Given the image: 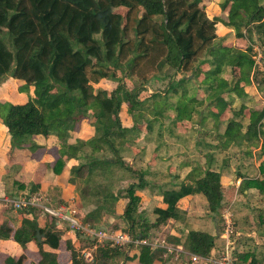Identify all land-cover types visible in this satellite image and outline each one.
Segmentation results:
<instances>
[{"label": "trees", "instance_id": "1", "mask_svg": "<svg viewBox=\"0 0 264 264\" xmlns=\"http://www.w3.org/2000/svg\"><path fill=\"white\" fill-rule=\"evenodd\" d=\"M202 1L0 0V84L12 77L22 81L21 91L33 88L23 103H0L6 109L0 110V118L12 148L34 152L39 147L34 136L57 137L59 155L49 165L54 174H60L69 159L77 161L68 183L76 188L83 222L101 227L114 216L105 225L107 230L152 237L170 221L186 250L207 256L224 246L221 211L229 208L234 263L264 264V99L244 120L249 107L245 88L257 83L264 98V58L256 62L250 46L241 50L223 39L216 43L222 23L240 38H250L255 31L264 46V0H220L227 20L208 17ZM227 69L230 79L223 76ZM235 69L239 77L232 74ZM159 77L167 79L166 88L152 91ZM238 80L243 82L240 92L235 86ZM198 96L195 106L192 100ZM194 115L197 126L190 125V136L183 141L195 156L179 163L183 167L191 162L189 171L180 177L150 164L155 154L147 159V144L140 146L138 141L157 139L164 129L174 132L173 126L163 127L162 120L169 116L176 126L191 123ZM83 120L92 127V135L71 141ZM192 132L200 138L191 137ZM259 142L257 168L241 172V161L251 157L250 147ZM214 147L229 154L217 163ZM198 155L203 162L196 159ZM225 172L242 179L234 200V186L227 193L222 183ZM38 187L39 183L31 184L25 195ZM25 189L15 181L5 190L13 195ZM145 191L160 197L161 204L148 210ZM195 196L204 212L187 216L185 206ZM17 210L32 217H23L18 227L2 222L0 239L12 238L23 250L34 241L38 257L27 262L23 252L7 256L4 263L61 264L56 250L62 231L55 218L49 216L40 226L37 208ZM91 244L81 236L75 242L66 240L70 264H125L135 259L137 264H190L147 245L129 248L109 243L97 246L93 261L85 263L81 249Z\"/></svg>", "mask_w": 264, "mask_h": 264}, {"label": "crops", "instance_id": "2", "mask_svg": "<svg viewBox=\"0 0 264 264\" xmlns=\"http://www.w3.org/2000/svg\"><path fill=\"white\" fill-rule=\"evenodd\" d=\"M208 1L210 3L213 2L212 0H208ZM213 3H212L213 7L210 10L202 5L205 9L207 16L212 17L214 15H218L222 18L221 16L222 11L220 10L219 2L218 3L213 2ZM225 26L227 25L218 23V34H219L218 36L220 37L219 39H223L224 44L235 47L234 46L235 42H232L231 40L233 38L232 35L235 34L232 33L230 36L228 33H226L225 37L224 35L222 36L221 34V30L224 29ZM228 29L233 30L232 27H229ZM252 34L256 36L255 31ZM235 36L234 39L236 41L237 36L236 37ZM227 38L229 41L226 40ZM241 39L242 41L243 39H246L248 41L249 38L247 36H244L241 37ZM22 84H23L22 81L16 80L12 77L6 79L2 84H0V102H12V103L25 102L29 98V96L33 95V90H32L33 88L30 86L27 91L26 90L21 91L19 88L22 86ZM254 87L255 86H253V88ZM249 89H252V84L245 88L247 94L249 93ZM256 92L259 93L257 89ZM259 97L264 99L261 95ZM227 114L229 113L228 112L226 113V118H229L230 115L228 116ZM250 116L246 114V112L244 111V120H249ZM180 124L181 123L177 125L181 128L182 125ZM180 128L176 130L173 126L174 132H169L168 130L164 129L161 131V133H159L157 139L151 138L149 140L147 137H143V138L141 137L142 139H140L137 144L140 146L147 144V146L145 145L146 146L145 154L147 159L151 157V154L152 155L155 154L154 156L156 157L154 158L156 159V162L154 159V161L151 162L150 164L155 165L158 169H160L163 172L168 171V169L173 172H178V174H180V177H183L189 171L192 164L191 162H189L188 164L186 163L185 166L179 167V163L184 162L185 159L187 158H189L190 161H192L194 159L195 154L194 152L191 151V148H189L190 146L187 147V145L183 141V139L189 134L187 132L188 130L186 131L185 128H181V129ZM92 132H93L92 127L88 125L86 120H83L77 126V130L75 131V134L70 140L73 141L75 137L86 139L92 135ZM144 132L145 131L141 133L142 136H145L143 135ZM193 136H195L197 139L200 138L199 134L192 132L191 137ZM34 140L39 145V147L34 152H31L26 147L12 149L10 144L9 134L0 118V196H8V197L10 196L13 198L26 196L25 194L29 192V186L33 183L35 184L39 183V187L37 188V191L30 194V196L33 195L41 196V200L39 202H42L44 204H47L55 208L77 205L76 188L74 185L68 183L70 168L73 164H76L77 161L75 159H69L66 162V166L64 167L63 171L60 174H54L51 171V169H49V165L52 166L54 160L59 155L60 145L58 143L57 137L53 134H49L47 136L37 135L34 136ZM214 143H217V141ZM242 147L245 148V144H243ZM259 147H260V142L256 146L250 147L253 150L251 152V157H248L243 161H241L240 169H239L241 172L247 170L250 171L257 168L259 161L256 159V152ZM212 150L216 154L215 161H217V163L219 161L220 162L222 161L221 159L223 158V156H225V154L226 155L229 154V150L219 151L217 147L212 148ZM132 151H134V149H132ZM199 156L201 155H198L197 156L198 158L196 157L197 160H200ZM203 161L204 159L202 157V162ZM231 163H232L231 166H234V162ZM15 181L25 184L26 189L24 191H20V193L9 195L5 189L7 188V186L11 187V183ZM241 181L242 179L239 176H237L236 173L225 172L222 174V183L224 184V188H225V183H230V185H233L234 188H237L240 185ZM145 193L149 197L147 202L148 210H151L154 206L161 204L160 197L150 194L149 191H145ZM199 200L200 197L195 196L190 200V203L187 206H185L187 216L200 215V213L198 212L199 211L198 208H196L197 206L194 207L195 204H198ZM35 208H37L36 213H37L38 224L40 226H44L46 222L49 221L51 218L47 214L42 213L38 209V207ZM23 217L31 218L32 215L31 214L22 215L20 212H18V210L12 208V206L6 204L0 205V224L4 221H8L11 224V226L18 227ZM115 218L116 217L114 216H108L105 220L108 221L110 219L109 224H111L115 220ZM55 223H56V227L61 229L62 231L61 244L60 247L56 250V252L58 253L59 261L61 262V264H64L63 261L61 260L62 257L61 253L66 252L68 255V261L66 264H70L69 252L65 248V241L71 240L72 242H75L77 236L74 233L70 232L65 227V225H57V220L55 221ZM199 223H202L201 219L199 220ZM205 223L207 226H210L209 222L205 221ZM104 224L106 226L109 225L106 224V221H104ZM105 225H102L101 227H106ZM158 235L163 237L170 244H175V245L181 244L183 246V243L178 241L181 238V233L175 230L173 227H171L170 221L168 222V224H166L163 227V230H161V232H159ZM43 248L45 250H51L50 247L46 244H43ZM136 251L137 249L131 250V252H136ZM23 252L27 257V262L30 261L35 262L38 257L37 254L38 246L34 241H29L26 244V249L23 250V248L19 245V243L14 241L12 238L0 239V264H5L4 260L7 256L17 257ZM125 264H137V260L135 259L132 261L131 260L126 261ZM178 264H182V263H178Z\"/></svg>", "mask_w": 264, "mask_h": 264}, {"label": "built area", "instance_id": "3", "mask_svg": "<svg viewBox=\"0 0 264 264\" xmlns=\"http://www.w3.org/2000/svg\"><path fill=\"white\" fill-rule=\"evenodd\" d=\"M262 56L264 55L258 54L257 58L260 59ZM256 62H258V60H256ZM40 200L41 196L39 195L22 196L18 198L0 196V205L6 204L12 206V208L16 210L28 206L38 207L42 213L54 217L57 220V225H65V227L76 236H81L86 239L93 237L92 245L84 246L81 249L82 258L86 263H91L93 261L94 250L97 246L109 243L110 246H127L129 248L131 246L136 248L140 245H147L152 249H161L167 254H173L175 258L181 256L190 262V264H236L232 257L233 241L229 238V233L231 232V223L229 221H227L222 233V237L225 240L223 248L218 253L213 251L207 256H202L189 252L181 244H170L160 235L152 237H134L128 232L107 230L106 227H97L83 222L78 215L79 212L76 205L55 208L39 202ZM238 234L239 232H236V235Z\"/></svg>", "mask_w": 264, "mask_h": 264}, {"label": "rangeland", "instance_id": "4", "mask_svg": "<svg viewBox=\"0 0 264 264\" xmlns=\"http://www.w3.org/2000/svg\"><path fill=\"white\" fill-rule=\"evenodd\" d=\"M213 2H219L220 0H212ZM212 2V3H213ZM210 3L208 0H203L202 1V5L204 6V7H207L209 10L213 7V4H215V3ZM221 16H222V18L224 19V20H227V16H226V13H224V12H222V14H221ZM229 27H227V26H225L224 27V29H222L221 30V34H222V36L224 35V37H225V34L226 33H228L230 36H231V34L233 33V34H235V32L233 31V30H231V29H228ZM245 31V30H244ZM246 32V31H245ZM229 35H228V37H229ZM233 36V38L231 39L232 40V42H235L234 44V46L235 47H237V48H239V49H241V50H245L246 48H247V46H250V47H252V48H254V49H252V52H253V54H254V56H255V59L256 60H258V62L259 61H261V59L262 58H264V56H262L260 59L259 58H257L258 57V54H260V55H264L263 53H264V46H261L260 45V42H259V40L258 39H256V36L255 35H251V37L248 39V41L246 40V39H243V41H242V39L241 38H239V37H237L236 38V41H235V39H234V36L235 35H232ZM236 37V36H235ZM218 40H219V38L216 40V43H218ZM226 40H228V38L226 39ZM229 41V40H228ZM255 46V47H254ZM166 70H168L167 68H166ZM232 74H234V75H236V76H238L239 77V72H238V70H236L235 69V71H234V73H232ZM230 75H231V71L230 70H226V71H224L223 72V76H225L226 78H228V79H230ZM167 82V79L166 78H163V77H159V78H157V79H155V86L152 88L151 87V90L153 91V90H155V89H158L159 91H164L165 90V85L167 84L166 83ZM240 84H243V82L242 81H240V80H238L237 82H236V88L238 89L237 91L238 92H240V87H239V85ZM191 85H188V87H190ZM253 86H255L254 88H253ZM256 89L258 90V84L257 83H253L252 84V89H249V93H248V96L249 97H247L246 98V100H247V104H248V108L249 109H245V112H246V114H248L249 116H250V114H251V112H252V108H255V109H257V108H259L260 106L259 105H261L262 104V98L261 97H259L261 94V91H260V93H257L256 92ZM149 92V91H148ZM181 93V92H180ZM179 93V94H180ZM259 94V95H258ZM261 96H263V95H261ZM171 99H177L175 96H173V97H171ZM184 99H186V98H184ZM199 100H200V96H198V97H194V99L192 100L196 105L195 106H197L198 105V102H199ZM181 101H183V100H181ZM0 103H5V102H0ZM251 108V109H250ZM0 110H1V113L3 112H5V108H2V106H0ZM170 112V115L171 114H173L172 113V111H169ZM228 116L230 115V114H227ZM172 117H173V115H172ZM194 121H192L191 123L189 122H183V123H181L180 125H182V127L181 128H185L186 129V131L189 129V127H190V125L192 126V125H194V126H197V123H196V121H197V119H196V117H195V115H194ZM87 121V120H86ZM162 123H163V127L164 126H170V127H172V126H174V124L173 123H171V118H170V116L168 117V118H166V119H163L162 120ZM174 128L176 129V130H178L180 127L176 124V127L174 126ZM180 128V129H181ZM76 129V128H75ZM8 132V131H7ZM188 132V131H187ZM9 134V133H8ZM73 134H75L74 132H72V135ZM54 135V134H53ZM9 137H10V134H9ZM74 140V139H73ZM10 144H11V142H10ZM12 148V147H11ZM133 148H134V146H133ZM12 149H14V148H12ZM253 150H251V152H252ZM200 161H202V158L200 159ZM227 182V181H226ZM229 186H231L230 185V183H225V192H229L230 191V187ZM236 189L237 188H233V192H232V200H234V198L236 197ZM232 202V201H231ZM197 206V207H196ZM121 207V206H120ZM194 207H196V208H198V212L200 213V215L202 214V212H204V211H202L203 209H202V205L198 202V204H195V206ZM221 214H222V216H223V222H224V224H225V226H226V223H227V221H229V222H231L232 221V214H231V211H230V209L229 208H224L222 211H221ZM110 220V219H109ZM109 220L107 221L106 220V224H109ZM202 223H205V221L204 220H202ZM225 226H224V228H225ZM172 227V226H171ZM253 233V232H252ZM230 234V233H229ZM230 238V237H229ZM230 240L231 241H234V240H232L231 238H230ZM172 256H173V258L175 259V257H174V255L173 254H171ZM61 260L63 261V263L64 264H66L67 263V261H68V255H67V253L66 252H63V253H61ZM185 259V258H184ZM176 261H178L177 259H175Z\"/></svg>", "mask_w": 264, "mask_h": 264}, {"label": "water", "instance_id": "5", "mask_svg": "<svg viewBox=\"0 0 264 264\" xmlns=\"http://www.w3.org/2000/svg\"><path fill=\"white\" fill-rule=\"evenodd\" d=\"M36 237H37V240H41L42 235L39 232H37ZM90 239L93 240V237H90Z\"/></svg>", "mask_w": 264, "mask_h": 264}, {"label": "clouds", "instance_id": "6", "mask_svg": "<svg viewBox=\"0 0 264 264\" xmlns=\"http://www.w3.org/2000/svg\"><path fill=\"white\" fill-rule=\"evenodd\" d=\"M90 239V238H89Z\"/></svg>", "mask_w": 264, "mask_h": 264}]
</instances>
